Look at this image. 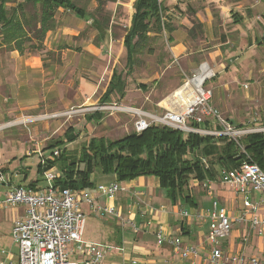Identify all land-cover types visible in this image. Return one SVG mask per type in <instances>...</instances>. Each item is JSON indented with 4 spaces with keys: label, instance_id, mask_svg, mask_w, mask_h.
I'll list each match as a JSON object with an SVG mask.
<instances>
[{
    "label": "rangeland",
    "instance_id": "1",
    "mask_svg": "<svg viewBox=\"0 0 264 264\" xmlns=\"http://www.w3.org/2000/svg\"><path fill=\"white\" fill-rule=\"evenodd\" d=\"M23 1L14 0L15 3ZM74 1L87 13H93L98 9V2L102 3L104 12L110 19L106 41L99 44L89 22L77 19L72 13L62 11L57 13L55 29L46 33L43 38H40L37 33V18L29 24L28 28L26 27L28 40L21 45L20 51L14 50L13 76L6 77L5 71L4 60L6 57L9 58L10 51L0 46V60H3V62L0 61V153L5 156L9 154L8 157H12L11 161L25 160L31 170L29 178L34 179L36 175L35 162L38 159L36 156L39 154L43 156V149L62 139L69 129L73 131L72 135H76V139L65 147L57 149L60 151L59 156L65 152V149L79 156L82 147L92 138L115 140L134 132L135 118L133 116L125 114L109 116L92 111V106L99 102L100 88L106 84L113 70L125 75L127 98L123 103L121 101L109 103L117 102L148 113L162 115L166 110L174 109L161 102L180 89L183 83L180 81L181 78L183 79L180 70L182 69L184 74L190 77L202 64H206L213 75L206 80L204 87L211 91L210 105L220 117L235 127L261 125L264 119V17L257 20L250 28L242 23L239 26L225 25V29L213 31L215 37L212 40L204 41L202 29L191 31L190 34L194 37L199 36L202 42L197 40L199 44L192 47V52L186 51L180 56H175L170 48L168 18L163 9L161 13L166 28L163 25L161 33L151 34L149 47L152 53L142 54L133 72L126 75L122 40L133 13L132 4L135 0ZM159 5L163 8L161 3ZM33 11L37 14L38 8H32L30 5L26 7L27 13L32 14ZM232 25L236 26L235 30L232 29ZM244 34L246 37L240 38ZM92 46L99 49L101 56L96 63L87 50ZM33 58L41 60L43 64L45 75L41 78L29 75L25 72V67H21L19 63V60ZM190 63L195 65L192 71L188 70L190 66L187 64ZM97 70L99 75L95 77L93 73ZM80 79L92 84L94 81L97 83L99 81L101 86L84 105L69 104L70 97L78 89ZM54 82L63 94L65 103L56 105L58 108L55 109L56 111L49 110L50 108L41 113L38 110L29 113L18 110L7 116V111L2 106L6 98L3 93H7V90L8 93L13 91L17 96H21L28 90L34 91L36 106L41 110L45 106L56 103L52 100L48 101L49 96L47 98L45 96L44 101L40 97L39 102L41 93L49 95L47 90L51 89ZM38 93L39 96H37ZM15 98L11 100V103L16 104ZM27 102L29 101L24 99L17 100L20 105ZM24 148L27 151H25L26 155L30 157H25L24 152L20 151ZM34 149L37 150L34 152ZM50 154L51 151H46L44 158L50 157ZM94 171L95 177L104 178L98 169ZM38 179V185L45 187L44 178ZM241 202L242 196H239L237 203L240 205ZM96 225L91 217H85L84 239L91 240L97 236ZM109 229L112 232L102 236L103 239H99V242L120 244L122 231L113 232L112 228ZM1 250L10 251L14 256L13 263L17 264L16 246L12 242L10 229L7 226L2 227L0 232V263L5 259ZM255 251L256 249L253 250ZM109 257L107 256L105 263L110 261Z\"/></svg>",
    "mask_w": 264,
    "mask_h": 264
},
{
    "label": "crops",
    "instance_id": "2",
    "mask_svg": "<svg viewBox=\"0 0 264 264\" xmlns=\"http://www.w3.org/2000/svg\"><path fill=\"white\" fill-rule=\"evenodd\" d=\"M165 1L166 0H160V3L163 5V8H161L160 11L163 12L164 9L168 18L167 29L170 34V48L172 54L175 56H180L186 51L192 52V47L197 46L199 42H202V39L199 36L194 37L190 34L191 31L202 29L204 32V41L207 39L212 40L213 37H215L213 31L225 29V25L235 24L236 26H239V24L242 23L245 27L250 28L257 22V20L264 17V0ZM62 11L67 12L59 8L55 14V19L57 18V13ZM133 13L130 16V20ZM130 20L128 27L130 26ZM236 26L232 25L231 27L235 30ZM107 33L103 39L99 40V44L104 42V40L106 41L108 36ZM244 37H246L245 34L240 38ZM197 40L199 42H196ZM87 50L89 56L93 58L94 63L97 62L98 58H101L99 55V49L94 46H92V48H87ZM14 53V51H10L9 58L6 57L4 60L6 77L13 76ZM0 61L3 62V60ZM19 63L21 64V67H25V72L29 75H36L39 78L45 75L43 64L39 59L33 58L25 61L19 60ZM187 66H190L188 68L189 71H192V69L195 68L193 63L187 64ZM180 73L182 76L184 71L181 69ZM93 74L97 77L99 75L98 70ZM111 75L107 79L106 84L100 88V98L107 88ZM180 81H182V78ZM55 85L56 82L53 83L51 89L47 90L49 91L47 92L49 95L41 93V96H39V93L37 94V96H39V102L40 97H42V101H44L45 96L46 98L49 96V98H47L48 101L52 100L56 102L54 105L45 106L41 110L36 106L37 103L35 102L36 98L34 91L28 90L21 94V96H17L13 91L8 93L7 90V93H3L6 98L2 104L7 111V116L18 110L27 113L38 110V112L41 113L43 111H48V108H50L49 110L56 111L58 109L56 105L60 106L61 103L63 105L65 103L63 102V94ZM99 86H101V82L99 81L98 83L94 81V84H92L80 79L78 89L70 97L69 104L73 103L79 106L84 105L85 102H88L90 97L98 91ZM13 98L16 99V104L11 103ZM126 98L127 92L125 98L121 100V103H123ZM18 99H24L29 102L20 105L17 103ZM35 148H37V146ZM36 150L37 149H34V152ZM43 150L42 154L43 157H45L44 154L46 155V150ZM20 151L24 152L25 157H30L26 155L27 151L25 148L23 150L20 149ZM8 155L5 156L3 153H0V174L5 175V178L8 181L4 184L0 183V201L13 187L19 186L32 190H40L44 188L38 185V178L41 176L37 173V170L39 166L44 168L46 163L42 164L39 155H35L38 159L35 162L36 175L34 179L29 178L31 170L30 166L25 163V160L17 159L11 161L12 157H8ZM49 158H51V154L50 157L45 158V162ZM49 170L53 171V173L58 176L56 168H51ZM91 180L96 182V186L117 183L120 187V190L113 198L99 195L96 192V186L85 190L86 192L91 193L94 197V204L109 207L113 209L116 214L95 212L84 202L80 204V210L85 217H91L92 221L97 224V236L91 240H86L84 239L83 232V240L91 243L106 244L112 247L110 253L107 255L110 256V261L105 263L107 260L106 256L104 264H123L132 258L137 259V264H183L173 252L172 247L169 244H158L156 234L160 229L163 235L168 238L181 236L184 240L188 241V243L199 248L201 255L206 254L209 247L207 242L209 219H206V217L198 218L194 213L209 209L212 200L218 201L221 206L225 207L227 214L232 218L233 226L231 236L228 239L221 241V245L224 248L238 251V237L247 236L249 234L247 226L238 223L235 220L242 207V202L240 205L237 203V199L240 195H236L232 188L220 183L218 178L213 182L210 181V184L206 189H203L197 181H190L187 195L194 202V206H191L190 203L183 202L172 204L167 198L166 191L160 188L158 180L154 177H139L130 181L117 182L114 176H105L102 179L99 176H93ZM30 185H34V188H31ZM252 199H256L255 194L252 195ZM183 212H187L188 216H184ZM23 214L24 207L0 208V232L2 231V227L7 226L9 227L11 234L13 221L22 217ZM108 227L112 228L114 230L113 232L119 230L122 231L120 244L115 245L99 242V239H103L102 236L106 235L108 232H112ZM118 248H121L123 252H119ZM255 249L256 251L253 252ZM262 252H264V239L251 236L245 254L260 255ZM4 262H8L6 261V258L4 259Z\"/></svg>",
    "mask_w": 264,
    "mask_h": 264
},
{
    "label": "built area",
    "instance_id": "3",
    "mask_svg": "<svg viewBox=\"0 0 264 264\" xmlns=\"http://www.w3.org/2000/svg\"><path fill=\"white\" fill-rule=\"evenodd\" d=\"M157 2L160 3V0ZM159 13L163 26L164 18L161 11ZM210 71L206 64H202L190 77L183 73V83L179 88H183L187 95V90L192 93L190 101L186 104L182 103L183 105L177 103L171 105L174 109L166 110L162 115L148 113L117 102H98L92 106V111L109 116L115 114L133 116L135 118L133 131L137 134L156 124L185 133L216 138L225 137L233 141L244 153L241 140L250 134H264V125L235 127L221 118L210 105L211 91L204 87L206 80L213 75L205 76ZM201 76L204 77L199 80ZM190 123L208 124L211 128H194L190 126ZM59 153V150L54 149L51 157H58ZM39 157L42 164L46 163L41 154ZM56 177L53 171H45L43 178L46 186L43 189L13 187L0 201V208L3 209L24 207V214L13 221L11 231L12 242L16 246L17 264H104L112 247L83 240L85 215L80 210V204L84 202L93 211L103 214H116L115 211L109 207L94 204V197L85 190L54 188L53 182ZM218 180L231 187L236 195L242 196V207L235 220L245 224L249 234L238 237L239 250L232 251L221 245L222 240L231 236L233 222L226 208L216 200L210 202L209 209L194 213L198 218L209 219L207 235L209 247L206 254L201 255L199 248L191 245L181 236L168 238L163 235L161 229L156 234L158 244H169L183 264H264V252L260 255L245 254L251 236L264 239V172L249 159L236 168L220 169ZM7 182L5 175L0 174V183ZM199 184L206 189L210 181ZM119 190L117 183L96 186V192L107 198H113ZM253 194L256 195V199H252ZM183 215L188 216V213L183 212ZM118 251L123 252L121 248H118ZM1 254L5 256L6 261H10L8 264H14L12 261L14 256L11 252L2 250ZM137 263V259L132 258L123 264ZM0 264H7V262L3 261Z\"/></svg>",
    "mask_w": 264,
    "mask_h": 264
},
{
    "label": "trees",
    "instance_id": "4",
    "mask_svg": "<svg viewBox=\"0 0 264 264\" xmlns=\"http://www.w3.org/2000/svg\"><path fill=\"white\" fill-rule=\"evenodd\" d=\"M28 5L37 7V14L35 11L27 13ZM98 5L96 11L87 13L74 0H24L20 3L0 0V46L9 51H20L21 45L28 40L26 27L36 18L37 33L43 38L46 33L55 29V14L59 8L78 19L90 22V27L96 32V41H99L107 33L110 19L104 12L102 3L98 2ZM133 9L130 26L123 38L126 75L133 72L142 54L152 53L149 47L151 34L162 31L159 13L161 8L157 0H135ZM164 27L166 28L165 24ZM125 95V75L113 70L99 102H118ZM261 124L264 125V119ZM190 126L211 128L208 124L190 123ZM72 134L71 129L67 130L62 139L47 145L45 150L52 153L53 149H61L74 142L76 135ZM241 144L244 153L225 137L185 133L153 124L139 134L133 132L115 140L92 138L82 147L79 156L65 149L59 157L47 159L46 166H39L37 173L43 177L45 171L56 168L58 176L54 179L53 186L61 190H86L95 187L96 182L91 179L96 169L104 177L114 176L117 182L154 177L160 188L166 191L172 204L183 202L194 206L187 195L191 180L199 183L213 182L218 178L220 169L236 168L249 159L264 172V134L247 135L241 140ZM30 187L34 188V185Z\"/></svg>",
    "mask_w": 264,
    "mask_h": 264
},
{
    "label": "bare ground",
    "instance_id": "5",
    "mask_svg": "<svg viewBox=\"0 0 264 264\" xmlns=\"http://www.w3.org/2000/svg\"><path fill=\"white\" fill-rule=\"evenodd\" d=\"M211 74V71L209 73H206L205 76H209ZM204 76H201L199 78V80H201ZM185 90L183 88H180L178 90H176L171 96H169L167 99L163 100L161 103H163L164 105H167L169 107H171V105H175L176 103L179 105H183L182 103L186 104L188 103V101H190V94H192L189 90H187L186 92H188V95H184Z\"/></svg>",
    "mask_w": 264,
    "mask_h": 264
}]
</instances>
